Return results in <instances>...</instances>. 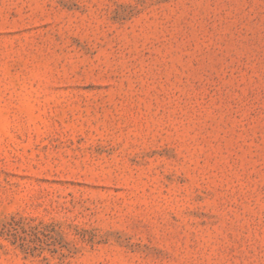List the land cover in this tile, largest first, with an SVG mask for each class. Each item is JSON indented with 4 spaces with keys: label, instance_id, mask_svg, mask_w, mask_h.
<instances>
[{
    "label": "rangeland",
    "instance_id": "374dc122",
    "mask_svg": "<svg viewBox=\"0 0 264 264\" xmlns=\"http://www.w3.org/2000/svg\"><path fill=\"white\" fill-rule=\"evenodd\" d=\"M0 264H264V0H0Z\"/></svg>",
    "mask_w": 264,
    "mask_h": 264
}]
</instances>
